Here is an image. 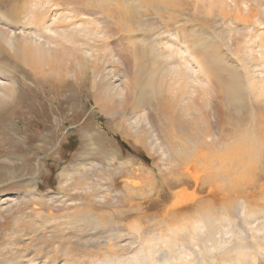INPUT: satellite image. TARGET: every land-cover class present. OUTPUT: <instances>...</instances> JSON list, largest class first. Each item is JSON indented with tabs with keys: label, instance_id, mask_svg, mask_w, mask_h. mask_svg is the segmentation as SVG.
Segmentation results:
<instances>
[{
	"label": "rangeland",
	"instance_id": "1",
	"mask_svg": "<svg viewBox=\"0 0 264 264\" xmlns=\"http://www.w3.org/2000/svg\"><path fill=\"white\" fill-rule=\"evenodd\" d=\"M144 1L147 3L144 8L142 7L145 12L140 8L138 9L140 11L137 10L140 13L131 12V9L127 11L126 8H124L126 12L124 10L123 13V5L119 4L116 10L120 7L122 12L112 10L115 9L114 5L111 10H107V13H110L108 15L115 21L113 18L109 20L107 13H103V16L106 15L109 18L98 14L100 12L95 13L94 17L97 21L92 26L97 30L91 29L97 33L96 31L104 28L103 31L106 32L101 30L104 33L103 37L108 33L110 37L107 38L109 40H104L108 42L104 44L106 46L103 47L104 49L102 48L103 40L95 41L98 44L94 45L95 42L90 39L99 49L94 51L95 47L89 46L92 42L87 43L89 41L87 35L83 36L88 38L86 41L83 37L80 39L82 35L79 36V41H84L82 46L86 50H91V53L97 52L98 57L92 56L84 61V68L82 71L79 70L77 78L70 74L35 77L29 69L18 67L20 81L17 93L13 100L0 107V264H22L28 259L32 261L31 264H37L42 258L41 264H89L96 263L98 259L103 260L107 256L123 257L127 256V252L135 248L142 239L151 238L155 242L158 241L159 235L168 232V224L170 227L182 220L180 224L186 220H199L204 217V213V215L209 213L219 216V224L235 222L249 242H253V238L255 240L258 235H261L260 231L247 227L248 225H253L252 229L257 227L260 218L254 215L258 220L255 218L254 221V218H251L247 221L246 218L250 216L246 215L245 218L242 213H246L245 206H248L245 208L247 210L252 207L255 209L264 207V154L257 163L258 166L251 167L252 171L248 173L249 178L253 177L252 180H255L253 186L247 184L249 189L245 186L248 192L238 190L237 185H233L232 188L229 184L222 188L216 187L217 185L212 186L213 183H210L212 178L208 179L204 176L199 178L194 168H191V172L183 173L185 169L181 160L191 159L192 155L199 150L205 155L207 153L208 157L214 158V165L220 167L224 158L222 151L225 150L226 144L248 127H256L255 131L258 127L260 132L257 129L259 132L257 135L259 139H263L264 93L255 95V92H250L246 88L242 93L238 91L237 96L232 98L224 88L228 79L220 73L221 81H217L218 91L209 96V99H204L202 103L193 94L191 110H188L187 114L175 101H170L171 98L160 103L158 95L154 97L150 95L142 101H136L132 94L126 97L123 95V98L116 95V98L102 100L103 103L100 104L101 96L100 98L97 96V91L102 87L101 84L104 82L102 78L105 76L110 82L114 81L112 82L114 84H120L123 74H127L130 78L134 76L136 68L131 59V52L136 47L141 45H146L147 49L151 47L154 55H149L150 57H158L159 53L167 54L169 51L166 47H162V50L159 48L166 45V43L161 44V40L165 42L168 34L173 32L172 28H166L167 23H177V21L182 26L186 25V30L196 25L198 31L203 30L206 34H210H207L208 38L216 42L214 44L229 62L237 65L241 71L242 66L247 65L250 75L259 78L264 69V43H259L257 40L244 43L246 40L243 35L247 34V28H242L244 20H237L239 23L236 24L232 23L231 17L245 19L250 12V15L260 18L264 24L262 10L264 0H238L239 4L247 3L249 9L248 12L242 11V14L238 12L240 15L227 5L211 3L210 0L206 1L207 4L205 0ZM176 5L179 9L174 7ZM175 8L177 11L174 10ZM121 13H126V18ZM117 17L120 19L124 17L122 20L126 25L120 23L123 26L120 24L114 26L115 22L119 23L116 21ZM102 18L103 21L106 19L110 22L114 21V25L111 23V27L107 22L106 30L104 25L106 22L104 21L103 24ZM127 23L131 25L129 29ZM229 27L234 28L230 38L227 37L230 34ZM119 29L121 32L126 29L128 33L125 30L122 36ZM261 33L264 35V31ZM98 34L93 35V38ZM100 36H102L101 32ZM99 37H95L96 40L103 38ZM138 37L143 42L152 41L150 43H154L155 46L141 42ZM126 44L130 50H127ZM130 44L133 45L129 46ZM100 45L103 50L99 48ZM119 45L121 48L117 49L119 47L116 46ZM122 46H124L123 49ZM133 46L134 50L131 49ZM107 47H110L111 51L113 49L115 54H111L114 52L107 50ZM123 51H126V54H123ZM107 52L112 56L106 58ZM118 53L120 57L116 56ZM99 56L105 59L101 57L102 60H100ZM157 57L155 62L157 67L170 66L169 62L178 60L175 56ZM93 58H99V61L92 63ZM146 58L150 59L148 56ZM210 62L211 60L208 63ZM93 65L94 67L101 65V67L98 66L101 70L96 67L95 70ZM154 65H148V62L146 64L147 69L148 67L156 68ZM102 67L105 72L102 71ZM94 70L98 71L97 73L102 71L105 76L102 73L97 76ZM211 71L210 69L209 72ZM23 74L27 75L26 81L22 80ZM95 80L96 86L93 83ZM108 80L106 82H109ZM221 83L223 90L220 87ZM199 108H203V115L199 113ZM134 113L138 116L136 120H134L136 118ZM216 135L219 136L217 139ZM150 137L163 145V151L156 150ZM207 138L213 139V142L206 144L204 140L206 141ZM226 161L229 162V159H225ZM90 164H97V169H91ZM72 169L83 173L89 182L100 178L103 186L114 190L115 194L103 193L101 197L93 198L82 188L73 185L61 189L59 187L61 174ZM257 170L259 176L255 172ZM199 172L201 171H197ZM251 191L255 195H251ZM31 192L54 196L52 200L40 199L32 196ZM70 199L71 202L86 204L85 208H70L73 206L69 204ZM65 200L69 207L60 204ZM112 202L115 204L107 205ZM91 207L94 209L92 212L89 211ZM118 210H122L123 214H119ZM221 215L222 217L227 215L229 221L226 218L224 220ZM73 221L76 223H72ZM259 223L262 225L261 221ZM219 226H222L220 227L222 231L219 234L215 230L216 236L229 240L230 235L226 231V224ZM202 233L198 235L199 241L198 243L196 241L198 245L191 244L187 234H180L183 241L185 238L188 239L184 241L188 243L185 244L186 251L191 252V257L194 255L193 257H198L199 260L204 256L201 252L203 247L206 244L210 245L208 242L203 244L207 234ZM181 235L184 236L181 237ZM116 237L123 240L117 243ZM120 237L123 238L120 239ZM125 242L129 243L125 245ZM158 260L164 263L166 257L160 254Z\"/></svg>",
	"mask_w": 264,
	"mask_h": 264
},
{
	"label": "bare ground",
	"instance_id": "2",
	"mask_svg": "<svg viewBox=\"0 0 264 264\" xmlns=\"http://www.w3.org/2000/svg\"><path fill=\"white\" fill-rule=\"evenodd\" d=\"M206 1L207 0H205V3ZM210 1L211 3H218L223 6L227 5L229 8L236 10L237 11L236 14H238V12H241L240 14H242V11H247V12L249 11L247 3L240 2L239 4L238 0H210ZM118 4L123 5L122 6L123 13L125 10L124 8H126L127 11L128 9H131L130 10L131 12L133 11L136 13H140V12H137V10L140 8L142 9V7L144 8V6L147 5V3L144 0H0V107L5 106L6 104H8L10 100H13L17 93V90L19 88V81H20V78H19L20 76L18 73V71H20L18 68L19 66L24 69H29L30 70L29 72H31L33 76L35 77L61 76L62 74H70V76L77 78V73H79V70L82 71L84 68V65H85L84 61L89 60V58H91L92 56L98 57L97 52L96 53L94 52V51H99L98 47L96 46L97 47L96 48L94 46L98 44L95 41H98V42L100 40L104 41L105 39L110 37L108 35L109 33L105 37H103V34H104L103 32H106V31H103L105 29L102 27L103 30L101 28L99 29H101L103 32L101 30L100 31L98 30L96 32L99 33L98 34L99 36L101 32L102 36L100 37H103V38L96 40V38L99 37L98 35L94 36L93 38V35L97 34L95 33V31H93L94 29L97 30L95 27H93L94 22L97 21L96 17H94L95 13L100 12L98 14L103 16V13H107V10L109 9L111 10L114 5H115V9L113 8L112 10H116V7ZM174 7H177V5ZM147 9H148V6H147ZM142 10L144 11V9ZM174 10H176V8ZM262 10L264 12V8H262ZM116 11H121L120 7H119V10H116ZM108 12H112V11H108ZM123 13H121L122 16L123 15L125 16L126 13L125 14ZM108 14L110 13H107V15ZM121 14H118V15L120 16ZM246 16L247 17L245 19H242V17L241 19L240 17L237 19H235V16L231 17L232 23H236V24L239 23L237 20L239 21L244 20L242 28H247L246 30L247 34L243 35L244 40H246L244 43H252L256 40L259 41V43H264V35L261 33L262 31H264L263 22L260 20V18L250 15V12ZM112 18L113 17H110L109 20ZM224 18H225V15H224ZM116 19H117L116 21H119V23L115 22V25L113 23L115 21L114 18H113L114 21H111V22L107 21L108 19H106V21L104 20L106 22L105 24H104L103 18L101 20L103 21L105 28L108 26L107 22H109L111 27H112L111 23H113L114 26H116V24L118 26L120 23L121 24L124 23V21L120 19V17L119 18L117 17ZM119 19L121 20V22ZM168 21H171V20H168ZM224 21L228 22L226 19H224ZM121 24L120 26H123ZM124 24L126 25V23ZM127 24H128L127 26L129 29L131 25L130 23H127ZM167 24L170 27H167L168 26L167 25L166 28H172L173 32L171 31L172 33L168 34L169 36L168 38L165 39V42H162L161 40V44L166 43V45H163L159 48L162 50V47H166L169 52L168 53L166 52L167 54L159 53L158 57L162 56L161 58H165V57L172 58L175 56L176 58H178V60L177 61L173 60L172 62H169L171 63L170 66L166 65V67H161V66L157 67L156 66L157 64H155V62L157 61L156 60L157 56H153V57L149 56V55H154L152 53L153 49H151V47L149 46H152V45L155 46V45L154 43L153 44L150 43L152 41H150L149 43L146 41L150 49H147L146 45L145 46L143 45L144 47L142 45L141 47H136L135 50H134L135 48L134 46L133 48H131L134 50L133 52H131L132 53L131 59L135 63V66L133 63L132 64L136 68V71L133 74L134 76L131 78L126 73H125L126 75L123 74V79L120 82V84L112 83L114 81L110 82L108 78H106L105 74L102 73V71L105 70L103 67H102V71L100 72L101 65H98L100 67L95 66L96 68H100L99 70L100 73H97L98 71L97 72L95 71L96 68L93 65V68H95L94 72L97 73V76L102 73L105 76L103 78L106 79L105 80L102 78L104 82L102 81L103 82V84H101L102 87L98 88V91H97V96L99 98L101 96L100 104L103 103L102 100H111V97H115L116 95L123 98L124 97L123 95H125L126 97L132 94L135 96L136 101H142L143 99H146L150 95H153V97L158 95V98H160L159 100L160 103L164 102L165 100H169L171 98L172 100L170 101H175L178 104L179 108L184 109V111H186L187 113L188 110H191V105H192L191 97L193 94H195L197 99L200 100L202 103L204 102L203 101L204 99L208 98L209 96L215 94L218 91L219 87H218L217 81L218 82L221 81V78L219 75L220 73H223L225 77H227L228 79L226 80L227 81L226 84H224V88L227 90V94H229V96L232 98H234V96L235 97L237 96L236 94L238 91L242 93L243 90L246 88L249 89L250 92H255V95H261L264 93V69L261 71L262 73L261 76L259 78H255L254 76L250 75V72L248 70L249 68L246 67L247 65H245L244 67L242 66V71H241L237 65H234L233 63L229 62L227 57L222 52L219 51L218 46L214 44L216 42L208 38V35L210 34L207 33L208 34L207 35L206 32L203 30L198 31L196 29V25H192L195 27H193L192 29L186 30L187 28L185 27L186 25L182 26L181 24H179V21H177V23L168 22ZM178 24L181 25V27H177L179 26ZM98 27L99 25L97 26V28ZM91 28L92 29L94 28V29L92 30ZM202 28L204 27L202 26ZM125 30H122V31L125 32ZM233 30H234L233 27H229L228 33L230 34L227 35L228 38L231 37V32ZM126 31H127L126 33H128V30ZM124 32H121L122 36ZM85 35H87V37L89 38V41L87 43L89 44V42L90 43L92 42V45H89V46H94L96 48L95 50V48L93 47L94 48V51H92L93 53L90 52L91 50L90 51L86 50V48L82 46L84 41L88 40L87 37L86 38L83 37ZM79 36H81L80 39L83 37V40H84L82 41L83 43L79 41ZM90 39L91 40L93 39V41L95 42L94 45H93L94 42L91 41ZM139 39L140 41L142 40L141 38ZM132 40H134V38ZM147 40H149V38ZM249 41H252V42H249ZM106 42L104 41V43H102L103 44L102 48L106 47L105 46ZM146 42H143V43L146 44ZM128 44H126L125 46H127V50L128 49L130 50V47H128ZM132 45L130 44L129 46H132ZM120 46L121 45L116 46V47H119L117 49H120L121 48ZM100 47L101 45L99 46V48ZM84 48L86 51L84 50ZM102 48L100 49L103 50L104 48L103 49ZM112 48H115V47H112ZM123 48L124 46H122V49ZM153 48L156 49V47H153ZM109 49L110 47L107 50ZM119 51L122 52V50H119ZM103 52L104 51H102V53ZM111 52H114V53H111ZM111 52H110L111 54L113 55L115 54V51H113V49ZM125 52L123 51V54ZM106 54H107L105 56L106 58L108 56H112V55H109L108 52ZM119 54L120 53L116 54V56H118ZM99 55H101V53H99ZM102 56H104V53L102 54ZM128 56H130V54ZM147 56L148 58L153 59V60L150 61V59L146 58ZM101 57H100V60H102ZM98 59L99 58L97 59L95 58L94 61L92 60L93 62L92 61L91 62L92 63L98 62L99 61ZM208 59L209 61L211 60L210 64L208 63L209 62ZM126 60L129 61L128 59ZM147 62H148V65L155 64L154 67L156 66V68L148 67L147 69V66H146ZM210 69L213 71V73H215V75H213L212 71L211 73L209 72ZM216 75L219 77H215ZM102 76H99V77H102ZM21 77H22V80L24 81L27 80L26 74H23ZM107 80L109 82H106ZM93 83L96 86V80L93 81ZM220 87L222 88V83ZM238 98L239 96L237 97V100ZM136 104L138 105V102ZM202 109L200 108L198 109L201 115H203ZM134 114L136 115L137 113H134ZM137 118L138 116L136 115V118L134 120H136ZM148 118L150 119L149 115H148ZM255 128H252V126L251 128L248 127L239 136L231 139L229 144H226L227 146L225 150L222 151L223 153L222 157L224 158L222 160L220 167L219 166L216 167L214 165L215 159L210 156L208 157L206 152H205L206 153L205 155L201 153L199 150H197L192 155L191 159L181 160L182 165L184 164L183 168L185 169V170L183 169L184 170L183 173L185 172L187 173V171L191 172L190 171L192 170L191 168H194L196 170L195 173L199 178L202 176H204V178L207 177L208 179L212 178V181L210 182V183H213L212 186L217 185L216 187L219 186L222 188V187H225L227 184H229L231 185V188H232L233 185H237L239 187L238 190L242 189V191L248 192L249 188L247 187V184L250 186H253L254 181H255V180H252L253 177L252 179L249 178L248 173L251 170V167H253L254 165L255 167L258 166L257 163H259V160H261V157L264 154L263 153L264 137L263 139H259V136L257 135V133L260 132V129H258L257 127V129L259 130V132H257L258 130L256 129L255 131L254 130ZM215 137L217 139L219 136L216 135ZM212 140L213 139L207 138L206 141L204 140V142L206 144H210L211 142H213ZM152 142L154 144V147H156V150L160 152L163 151L162 149L163 145L161 143H158L159 141H157L154 138L152 139ZM171 151H175V150L171 149ZM225 159H229V162L228 161L225 162ZM90 166H91L90 167L91 169H97V164L96 165L90 164ZM197 171H201V172L197 173ZM255 172L257 173L258 170ZM146 176L147 174L145 175V177ZM233 177H235V179H233ZM191 178H193V176ZM240 184L244 186H241ZM72 185L78 188H82L85 192L89 193L90 196H92L93 198L101 197L103 193H107L109 195L115 194L114 190L110 188H105L103 186L100 178L93 179V182H89V179L80 171L73 170V169L66 170L60 176L59 187L63 189V188H66ZM111 186H113V184ZM234 190H235V187H234ZM222 191L224 192V188ZM31 195L38 197L40 199L47 198L51 200L53 199L52 196H54V195H49V194H37L35 192H31ZM251 195H255V194H253L251 191ZM26 196L29 197V195L27 194ZM69 201H68L69 204L70 203L73 204V206L70 208L77 209L79 207L85 208L86 206V204L84 203L71 202L72 201L71 199ZM60 204L61 205L65 204L67 206L69 205L67 203V200L61 202ZM108 204L114 205L115 203L112 202V203H107V205ZM246 207L248 206L244 207V210L246 213L243 212L242 214L244 217L246 215L248 217L250 216L249 218H246L247 216L245 217L247 221L248 219L251 220V218H254L253 220L255 221V218L257 217V218H260L259 221H261L262 223L261 225L258 221L259 225L253 229H252L253 225L250 226L248 225V223L246 224L248 225L247 227L249 229L257 230L261 232V235L260 236L258 235L255 240L254 238L252 239L253 242L251 241L249 242V240H247L242 230L237 228V226L235 225V222L229 221L227 215L225 217L224 216L222 217L221 215V217L223 219L226 218L229 222L226 220V222L228 223L222 224L220 222L221 224H219V220H220L219 216L218 218L209 213L204 215L205 214L204 213L203 214L204 217H201L202 216L201 215L200 217L202 219H199V220H195V219L194 221L186 220L180 224V222L183 221L182 220L178 222L179 224L175 223L176 225L172 224L170 225V227L168 224L167 226L168 232H165L167 234L164 233V235L161 234V236L159 235L158 238L156 237L157 239L160 238L156 242L151 240V238L142 239L139 243L136 244L135 248L131 249L130 252H127L128 253L127 256L126 255H124L123 257L118 256L117 258L113 256H112L113 258L110 256H107V258L105 259H103L104 258L103 257L102 258L103 260L96 259L97 260L96 263L90 262L89 264H264V207L259 208V209H255L252 207V208H249L248 210L245 209ZM93 210H94L93 207L89 209L90 212H92ZM117 212H119V214H123L122 210H118ZM96 222L98 221L96 220ZM72 223H76V221L75 222L73 221ZM245 223L243 224L245 225ZM225 224H226L225 227L227 229L224 228V226L223 228L226 229V231L230 235V237H228L229 240L220 239L214 233L216 230V233L221 234L220 232L222 230H220V227L222 226H219V225H225ZM253 224H255V222ZM93 225H94V222H93ZM202 232H205L207 234L206 235L204 233V235H206L207 238L204 237L206 241L202 243L205 245V243L208 242L210 245L206 244V246L203 247V250H201V252H203L204 256L202 259L199 260L198 257H193L194 256L193 254H192L193 256L191 257V252H188V250L186 251L185 244H188V243H184V241H187L188 239L185 238L186 240L184 239L183 241L180 238V234L181 233H183L184 235L187 234V237L189 238L190 243L191 244L193 243L196 245L199 241L198 235H200V233ZM223 234H224V231H223ZM184 235H181V237ZM117 238L118 237H116V239ZM121 238L123 237H120V239ZM117 240L116 241L118 243L119 241H122L123 239L122 240L117 239ZM126 243H129V242H125V245ZM160 254L166 257V261L164 263L163 262L161 263L158 260ZM38 258L40 259V257ZM38 258H37V261H38ZM39 262H37V264H41V262L40 263ZM31 263L32 261L28 259V260H25L24 263L22 264H31Z\"/></svg>",
	"mask_w": 264,
	"mask_h": 264
},
{
	"label": "trees",
	"instance_id": "3",
	"mask_svg": "<svg viewBox=\"0 0 264 264\" xmlns=\"http://www.w3.org/2000/svg\"><path fill=\"white\" fill-rule=\"evenodd\" d=\"M121 145H122L124 148H126V146H125L123 143H121Z\"/></svg>",
	"mask_w": 264,
	"mask_h": 264
}]
</instances>
